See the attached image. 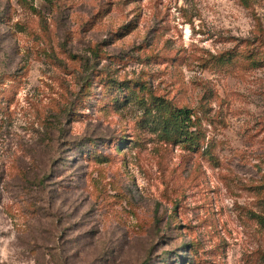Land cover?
Masks as SVG:
<instances>
[{"label": "rangeland", "instance_id": "1", "mask_svg": "<svg viewBox=\"0 0 264 264\" xmlns=\"http://www.w3.org/2000/svg\"><path fill=\"white\" fill-rule=\"evenodd\" d=\"M0 264H264V0H0Z\"/></svg>", "mask_w": 264, "mask_h": 264}, {"label": "trees", "instance_id": "2", "mask_svg": "<svg viewBox=\"0 0 264 264\" xmlns=\"http://www.w3.org/2000/svg\"><path fill=\"white\" fill-rule=\"evenodd\" d=\"M171 115H174V118L175 119H172L170 117V120L172 121V124H171V131L173 130L174 132H181L182 128H180L175 122L176 121H188L189 123H192V120H191V115L189 113V111L187 110H178V113H171ZM193 124V123H192ZM182 134V132H181Z\"/></svg>", "mask_w": 264, "mask_h": 264}]
</instances>
